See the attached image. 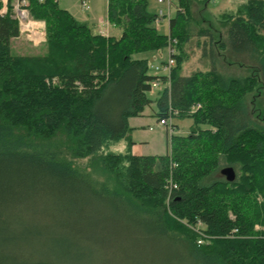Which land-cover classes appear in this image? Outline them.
I'll use <instances>...</instances> for the list:
<instances>
[{
	"label": "trees",
	"instance_id": "16d2710c",
	"mask_svg": "<svg viewBox=\"0 0 264 264\" xmlns=\"http://www.w3.org/2000/svg\"><path fill=\"white\" fill-rule=\"evenodd\" d=\"M8 1L0 15V264H103L106 250L118 264H264V110L250 101L264 98V0L221 13L217 28L198 18L208 0H174L169 35L158 32L149 0H108L118 36L79 22L58 0H27L31 18L45 23L42 55L14 52L20 30ZM193 39L210 68L184 75ZM170 44L167 76L133 59ZM156 81L159 121L172 110L193 124L171 137L170 153L135 156L128 118L152 104ZM122 139L126 151H110ZM28 215L49 220L42 228L53 232L41 234L40 261L14 254Z\"/></svg>",
	"mask_w": 264,
	"mask_h": 264
},
{
	"label": "rangeland",
	"instance_id": "374dc122",
	"mask_svg": "<svg viewBox=\"0 0 264 264\" xmlns=\"http://www.w3.org/2000/svg\"><path fill=\"white\" fill-rule=\"evenodd\" d=\"M245 0H208L207 8L198 15V18L204 19L205 24H214L217 28V19L220 14L225 11H234L237 5ZM59 5L63 9H67L76 20L79 22H86L90 18L91 24H89L94 30V25L92 22H100L101 20L107 24V0H89L90 9L87 11L82 7L81 0H58ZM149 10L153 13H158L160 8L164 9L165 14L168 10L166 5H160L155 0H149ZM171 17L176 13V8L173 5L171 9ZM92 19H94L92 21ZM45 24V23H44ZM157 30L160 34L169 35V20L167 17L161 19L160 22L156 23ZM41 28L45 26L41 23ZM43 32V31H41ZM120 32V31H119ZM118 36V35H116ZM46 36L42 38L38 44H34L30 41L26 33H22L17 40L14 41L13 49L15 53L18 54H40L44 53V43L46 41ZM198 40L193 39L190 41L185 50L186 60L183 65V74L190 75L196 69L207 70L210 68L209 61L204 59L202 56L201 48L198 45ZM148 59L150 64V74H157L156 67H160L163 63L169 60L168 48L164 49L161 53L146 52L137 53L133 55V59ZM175 65V64H174ZM162 71V69H160ZM160 88V87H159ZM159 88H153L151 92L148 93L150 99H155L160 92ZM159 91V92H158ZM158 92V93H157ZM262 96V95H261ZM261 96H255L253 100V95H251L250 101L252 102V108L256 110V113H260V110H264V98ZM253 101H252V100ZM155 104H151L145 108L141 116H131L128 118L129 132L128 137L133 141L138 149L143 155L149 156H163L170 153V142L173 135L176 136H186L189 134L190 127L193 124L192 119H176L174 118L170 126L160 125L157 118L153 116V111L156 110ZM179 126L178 130H173V124ZM149 127L153 129L150 130ZM127 148L126 139L120 140L118 143L110 147V151L115 153H124ZM87 162H80L81 165L85 166ZM26 221V225L22 228H16L20 232L26 233V237L20 243L19 249L14 250L15 257H21L26 259H34L40 261V247L43 244L41 234H51L52 231L42 228L43 226L49 225V220L40 216H26L23 217ZM43 249V246H42ZM104 256L105 261L103 264H118V261L114 255L109 254L106 250Z\"/></svg>",
	"mask_w": 264,
	"mask_h": 264
},
{
	"label": "built area",
	"instance_id": "2783aa9c",
	"mask_svg": "<svg viewBox=\"0 0 264 264\" xmlns=\"http://www.w3.org/2000/svg\"><path fill=\"white\" fill-rule=\"evenodd\" d=\"M155 1L160 5H166L167 10H168L167 14H165L164 9L160 8L159 12L157 13L156 23L160 22L161 19L164 17H167L168 20L170 21V19L172 18L170 12H171L174 0H155ZM81 2H82V7L85 10L90 9L89 0H81ZM8 3H9L8 0H2L3 5L0 9V15H4L8 12ZM27 5H28L27 0H14V3L12 5V13L14 15V18L18 21L20 35L22 36V33H26L30 41H32L34 44H38L42 39L40 37L45 36V29L44 27L41 28L40 25L42 23L45 26V24L44 22L36 21L31 18L29 11L27 9ZM170 43H174V41L171 40ZM168 51H169V60L168 62L163 64L161 68L156 67V72H155L157 73L156 75L160 74V75L167 76L170 74V71L175 64V61L172 58V55L175 53V50L171 46V44H170V47H168ZM160 69H162V71H160ZM153 87L159 88L160 83L158 81L154 82ZM196 108L197 107H194L193 110H195ZM175 115H177V112L170 110L169 117L167 119L160 120L159 124L170 126L172 124V121ZM201 242L202 241H200L199 243Z\"/></svg>",
	"mask_w": 264,
	"mask_h": 264
},
{
	"label": "crops",
	"instance_id": "0c3cea01",
	"mask_svg": "<svg viewBox=\"0 0 264 264\" xmlns=\"http://www.w3.org/2000/svg\"><path fill=\"white\" fill-rule=\"evenodd\" d=\"M106 8L108 9V0H107V6H106ZM87 19L90 20L89 17H87ZM88 20L85 23L91 24V22L88 21ZM93 20L94 19H92V21ZM107 20H108V16H107ZM92 24L94 25V28H95V31L96 32L101 33V34H103L105 36H116V35H119V33H120L118 29H116L112 24L109 23V21H107V24L106 25H105V23L102 20L100 22H96V21L95 22H92ZM156 99H157V96H156L155 99H151L153 101L152 102L153 104H155ZM155 106H156V104H155ZM157 111H158V109H156V110L153 111V116H155L157 118V121L159 122V119L156 116L157 115ZM173 125H174L173 126V130H178L179 129V126L178 125H175V123ZM149 129L152 130L153 128L152 127H149ZM131 151H132V154L135 155V156H149V155H143L141 152H139V149H138L137 145L133 141H132ZM152 156H154V155H152Z\"/></svg>",
	"mask_w": 264,
	"mask_h": 264
},
{
	"label": "water",
	"instance_id": "95a60500",
	"mask_svg": "<svg viewBox=\"0 0 264 264\" xmlns=\"http://www.w3.org/2000/svg\"><path fill=\"white\" fill-rule=\"evenodd\" d=\"M222 175H224L226 177V180L231 182L234 181L236 175H235V171L232 167H226L224 169L221 170Z\"/></svg>",
	"mask_w": 264,
	"mask_h": 264
}]
</instances>
